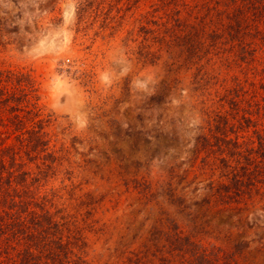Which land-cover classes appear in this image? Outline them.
<instances>
[{
  "label": "rangeland",
  "instance_id": "obj_1",
  "mask_svg": "<svg viewBox=\"0 0 264 264\" xmlns=\"http://www.w3.org/2000/svg\"><path fill=\"white\" fill-rule=\"evenodd\" d=\"M0 89L69 259L264 264V0H0ZM233 166L258 174L225 201Z\"/></svg>",
  "mask_w": 264,
  "mask_h": 264
},
{
  "label": "trees",
  "instance_id": "obj_2",
  "mask_svg": "<svg viewBox=\"0 0 264 264\" xmlns=\"http://www.w3.org/2000/svg\"><path fill=\"white\" fill-rule=\"evenodd\" d=\"M236 20V19H235ZM238 21L230 25V38L234 40L232 31L234 26L237 27ZM190 28V27H189ZM171 30L172 39L169 44H176L177 35ZM187 35L185 44L188 50L192 49L193 43ZM160 43L167 44L163 38L159 39ZM244 48L241 46L240 52ZM0 89V107L6 106L10 100V96L2 97ZM7 110H12L8 107ZM15 125V124H14ZM20 125V123H19ZM17 127V126H16ZM34 129L24 130V143L19 146H28L26 151H34L39 145L40 134H38L39 126ZM264 138V136H262ZM259 135H257V139ZM258 141V148L263 152L264 157V139ZM21 140V141H23ZM25 151V152H26ZM15 151L12 145L0 144V264H78L79 260L69 259L68 246L61 241L60 230L57 223L51 221L46 216V212L42 214L35 213V207H38V197L31 192L29 186L33 179H28V171L23 169V164L17 162L14 158ZM248 165L249 160H246ZM227 182L221 184L218 193L220 199L228 201L229 199H238L249 193V188L254 184V173L251 170L244 171L238 175L235 167H231L227 172ZM264 173L261 177L264 178ZM28 179V180H27ZM264 179H259V182ZM178 237L175 235L174 237ZM185 240V239H184ZM227 261V262H226ZM230 258L225 259V264H231Z\"/></svg>",
  "mask_w": 264,
  "mask_h": 264
},
{
  "label": "bare ground",
  "instance_id": "obj_3",
  "mask_svg": "<svg viewBox=\"0 0 264 264\" xmlns=\"http://www.w3.org/2000/svg\"><path fill=\"white\" fill-rule=\"evenodd\" d=\"M50 39V38H49ZM50 44V45H52L53 44V40H44L43 41V44ZM41 44V43H40Z\"/></svg>",
  "mask_w": 264,
  "mask_h": 264
}]
</instances>
